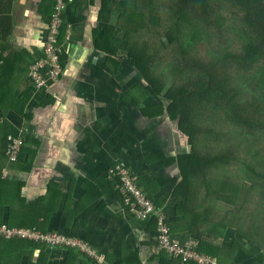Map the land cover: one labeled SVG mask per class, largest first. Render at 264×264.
Returning a JSON list of instances; mask_svg holds the SVG:
<instances>
[{"label":"crops","instance_id":"obj_1","mask_svg":"<svg viewBox=\"0 0 264 264\" xmlns=\"http://www.w3.org/2000/svg\"><path fill=\"white\" fill-rule=\"evenodd\" d=\"M153 3L161 9L147 6ZM180 3L65 1L63 74L36 89L28 69L42 57L54 0H0V226L59 234L103 258L0 237V264H197L159 249L157 217L141 221L125 206L118 179L108 174L116 164L138 176L175 240L198 241L199 252L220 264H264L263 241L224 218L228 202L210 203L215 227L202 223L206 203L183 185L193 176L185 173L192 145L165 100L159 105L146 87L144 68L153 67L144 65V22L162 33L163 22L183 17ZM9 135L23 142L15 162L6 156Z\"/></svg>","mask_w":264,"mask_h":264},{"label":"trees","instance_id":"obj_2","mask_svg":"<svg viewBox=\"0 0 264 264\" xmlns=\"http://www.w3.org/2000/svg\"><path fill=\"white\" fill-rule=\"evenodd\" d=\"M194 1L177 8L183 17L169 30L175 43L168 38L163 45L158 36L149 51L144 46V65H155L148 55L167 46L157 61L162 77L175 80L171 89L149 80L148 89L159 105L168 99L167 110L192 145L185 173L193 176L183 185L205 200L209 194L208 205H233L224 218L264 243V0ZM153 73L144 68V79Z\"/></svg>","mask_w":264,"mask_h":264},{"label":"built area","instance_id":"obj_3","mask_svg":"<svg viewBox=\"0 0 264 264\" xmlns=\"http://www.w3.org/2000/svg\"><path fill=\"white\" fill-rule=\"evenodd\" d=\"M65 1L67 0H54L42 57L35 60L28 69V77L36 89L44 88L47 80H56L63 74L59 35ZM44 69L46 70L45 72ZM7 142V159L9 162H15L23 142L19 137L11 135L7 136ZM108 174L110 177L118 179V189L121 191L123 202L134 216L141 221L157 217L158 247L160 250L168 252L169 255L185 263L220 264L216 258L199 252L198 241L190 240L182 244L172 237L171 228L166 222L163 212L158 209L154 201L143 191L138 176L131 169L123 164H116L109 169ZM0 237L29 240L49 247L77 248L91 260H96L99 263L103 262V258L88 244L59 234L44 233L35 228H9L1 225Z\"/></svg>","mask_w":264,"mask_h":264},{"label":"rangeland","instance_id":"obj_4","mask_svg":"<svg viewBox=\"0 0 264 264\" xmlns=\"http://www.w3.org/2000/svg\"><path fill=\"white\" fill-rule=\"evenodd\" d=\"M197 1V0H196ZM196 1H194V3L196 2ZM145 3H147V2H145ZM159 3H160V1H159ZM149 8L152 6V7H155V8H157V10H160L161 9V6H156V3H153L152 5H147ZM228 7L230 6V4L229 5H227ZM172 8H173V6H171ZM184 7V6H183ZM183 12L185 13V11L183 10ZM175 19H176V17H174V18H172V19H170L169 21H165V22H163L162 23V29H164V30H162V33H160V32H157V31H154V30H151L149 27H148V23H145L144 22V46L146 47V49L147 48H149V47H151V46H153V45H156L157 44V37L160 35V34H164L165 36L167 35V37L169 38V40H170V42H171V44H173V43H175L177 40H176V38L175 37H173L170 33H169V30L170 29H172L171 27H170V25H172V26H176V22H175ZM198 22L199 23H203V19H202V14H201V12L198 10V20L196 21V23L198 24ZM254 24H256V23H254ZM251 26V25H250ZM193 27H194V24L192 25V27H188L186 30L188 31L190 28H192L193 29ZM195 28V27H194ZM249 29L251 30V28L249 27ZM253 29H254V27H253ZM185 32V31H184ZM252 33V32H251ZM150 34H152L151 36H149ZM185 39V38H184ZM167 41V40H166ZM221 42V41H220ZM168 41H167V45H168ZM168 48L167 47H161V48H157L154 52H152V53H150L149 55H148V57H149V61H151V62H155L156 64L155 65H151L153 68H151V69H146V72L147 73H152V72H155V73H153L152 74V76L150 77V78H148V80L147 79H145L146 81H147V83H148V85H149V80H153V81H155V87H157L158 85H163L164 87H166V88H169L170 87V89H171V87H173L174 86V82H175V80H173V79H171L170 77H162V74H164V72H162L163 71V69H162V67H163V65H162V61H157V59H160V60H162V58H163V55L166 53V52H168ZM147 51H149V49H147ZM144 53V52H143ZM210 53H208V55H209ZM138 58H139V56H138ZM140 59V58H139ZM205 60L206 61H208V60H210V58L208 57V56H206L205 57ZM155 66L158 68H155ZM157 72V73H156ZM161 76H160V75ZM169 80V81H168ZM172 81H174V82H172ZM148 85L146 86L147 88H148ZM166 85V86H165ZM175 86L177 87V84L175 83ZM161 89H162V87H161ZM174 89H175V87H174ZM165 92H166V90H165ZM167 93V92H166ZM171 95H174V93L173 92H171ZM169 97H171V96H169ZM170 105V102L168 101V99H166L165 100V107H168ZM208 191V190H207ZM208 193H209V191H208ZM210 195L208 194V197H207V199L205 200V197H206V195L202 192V194H201V197L199 198V203H200V205H204L205 203H206V205H207V203L209 202V199L208 198H210L209 197ZM196 203L195 204H193L194 205V207L199 211V212H201V208H200V206H199V203H198V198L197 199H193ZM205 205V206H206ZM204 206V209H206V211H207V214H204L203 215V217H202V223L203 222H205L206 224H210V225H215L216 223H217V221H216V216H217V214L218 213H216V212H218V210H216V209H213L212 207H210V205H209V207L210 208H206ZM233 205H229V211L231 212L232 210H233ZM215 212V213H214ZM192 219H193V222H195L197 219H198V216L197 215H195L194 214V216H190V220L192 221Z\"/></svg>","mask_w":264,"mask_h":264}]
</instances>
